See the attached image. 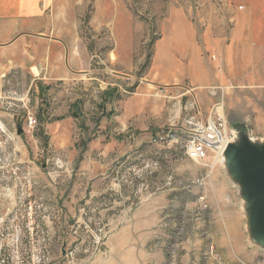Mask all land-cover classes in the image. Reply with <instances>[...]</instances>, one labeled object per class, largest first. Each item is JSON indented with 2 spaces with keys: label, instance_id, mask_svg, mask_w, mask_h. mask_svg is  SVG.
I'll return each instance as SVG.
<instances>
[{
  "label": "rangeland",
  "instance_id": "rangeland-1",
  "mask_svg": "<svg viewBox=\"0 0 264 264\" xmlns=\"http://www.w3.org/2000/svg\"><path fill=\"white\" fill-rule=\"evenodd\" d=\"M59 10L61 25L77 21L89 63L43 90L16 75L20 96L1 99L0 264H264L230 163L184 149L188 121L205 123L214 106L228 135L264 146V0H62ZM102 11L125 27L115 60L111 23L94 20ZM251 15L255 32L234 34ZM140 105L149 124L120 128L115 113Z\"/></svg>",
  "mask_w": 264,
  "mask_h": 264
},
{
  "label": "crops",
  "instance_id": "crops-1",
  "mask_svg": "<svg viewBox=\"0 0 264 264\" xmlns=\"http://www.w3.org/2000/svg\"><path fill=\"white\" fill-rule=\"evenodd\" d=\"M61 1L0 0V104L5 92L20 96L23 84L14 83V77L19 74L30 78V86L40 84L41 90L44 89L42 85L56 87L57 84L81 79L78 74L80 67L89 63L87 47L78 32L77 21L69 26L61 25ZM99 18L102 20H98ZM99 18L96 16L94 20L111 23V32L116 35H112L115 41L112 60H115L124 39L120 38V32L125 28H121L122 18L118 11H102ZM248 18L250 20L246 24L235 23L234 34L250 35L255 32V17L252 19L251 15ZM237 39L243 42L249 41L250 37ZM262 51L264 52V48ZM26 95L25 91L20 97L23 102ZM10 110V115L21 112L16 108ZM114 120L120 128L131 124L142 128L149 124V117L142 113L141 105L133 112L126 109L115 113ZM22 125L27 126L26 122H22ZM242 227L244 228V224Z\"/></svg>",
  "mask_w": 264,
  "mask_h": 264
},
{
  "label": "water",
  "instance_id": "water-1",
  "mask_svg": "<svg viewBox=\"0 0 264 264\" xmlns=\"http://www.w3.org/2000/svg\"><path fill=\"white\" fill-rule=\"evenodd\" d=\"M16 132H23L20 124ZM221 156L230 163L231 176L240 180L241 191L249 203L246 228L251 237L264 244V146L249 141L239 143L232 134Z\"/></svg>",
  "mask_w": 264,
  "mask_h": 264
},
{
  "label": "built area",
  "instance_id": "built-area-1",
  "mask_svg": "<svg viewBox=\"0 0 264 264\" xmlns=\"http://www.w3.org/2000/svg\"><path fill=\"white\" fill-rule=\"evenodd\" d=\"M35 122L36 120L31 115L27 116L28 127H33ZM188 123L190 129L186 136L184 149L186 156L193 161H205L208 148H212L218 153L221 141L225 139L226 143L232 136V133L230 135L227 134L226 122L216 106L213 107L205 123H193L191 121H188ZM219 153L221 155L222 151Z\"/></svg>",
  "mask_w": 264,
  "mask_h": 264
},
{
  "label": "bare ground",
  "instance_id": "bare-ground-1",
  "mask_svg": "<svg viewBox=\"0 0 264 264\" xmlns=\"http://www.w3.org/2000/svg\"><path fill=\"white\" fill-rule=\"evenodd\" d=\"M227 142L225 143V139L221 141V147L219 149V152L223 151V149L225 148V145L227 144ZM219 152L217 153V156H219V154H220Z\"/></svg>",
  "mask_w": 264,
  "mask_h": 264
}]
</instances>
